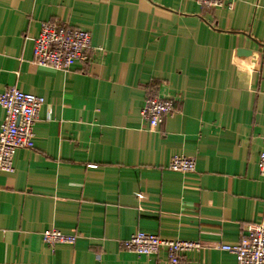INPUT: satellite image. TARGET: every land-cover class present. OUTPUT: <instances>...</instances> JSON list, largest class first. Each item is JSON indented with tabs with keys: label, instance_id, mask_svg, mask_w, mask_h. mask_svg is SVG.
Wrapping results in <instances>:
<instances>
[{
	"label": "crops",
	"instance_id": "crops-1",
	"mask_svg": "<svg viewBox=\"0 0 264 264\" xmlns=\"http://www.w3.org/2000/svg\"><path fill=\"white\" fill-rule=\"evenodd\" d=\"M43 22L87 31L89 62L34 66ZM11 87L44 104L34 148L0 173V264H169L122 249L137 231L199 243L182 264H236L219 247L264 214V0H0V94ZM150 95L175 106L154 131ZM176 155L195 170H167ZM48 229L77 240L50 250Z\"/></svg>",
	"mask_w": 264,
	"mask_h": 264
},
{
	"label": "built area",
	"instance_id": "built-area-1",
	"mask_svg": "<svg viewBox=\"0 0 264 264\" xmlns=\"http://www.w3.org/2000/svg\"><path fill=\"white\" fill-rule=\"evenodd\" d=\"M201 6L222 8L226 0H197ZM91 50L90 34L59 22H43L38 35L33 39L32 64L37 68L68 72L76 64L89 62ZM44 98L22 92L14 87L0 94L3 118L0 124V173L15 172L14 157L18 150L34 148V125ZM175 112L174 100L159 96H148L141 110V118L154 131L163 119ZM264 145V134L261 137ZM167 170L190 173L195 170L193 158L173 156ZM258 172L264 179V148L259 154ZM41 239L50 250L58 246H73L75 234H63L54 229L41 233ZM122 249L138 256H153L165 250L169 264H182L181 257L190 251L199 250L196 242L166 240L156 234L137 231L121 243ZM221 250L235 256L236 264H264V214L256 223L248 224L240 241L233 245H221Z\"/></svg>",
	"mask_w": 264,
	"mask_h": 264
},
{
	"label": "water",
	"instance_id": "water-1",
	"mask_svg": "<svg viewBox=\"0 0 264 264\" xmlns=\"http://www.w3.org/2000/svg\"><path fill=\"white\" fill-rule=\"evenodd\" d=\"M249 51H236V57L238 58H244L245 56H249Z\"/></svg>",
	"mask_w": 264,
	"mask_h": 264
}]
</instances>
